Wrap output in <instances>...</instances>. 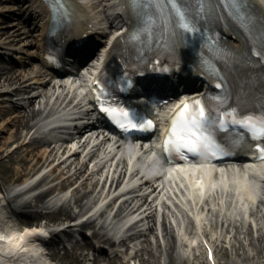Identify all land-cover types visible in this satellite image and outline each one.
Masks as SVG:
<instances>
[{"label":"rangeland","instance_id":"rangeland-1","mask_svg":"<svg viewBox=\"0 0 264 264\" xmlns=\"http://www.w3.org/2000/svg\"><path fill=\"white\" fill-rule=\"evenodd\" d=\"M31 14L32 13H30V10L27 8V4L24 3V0H0V44L4 45V48L0 47V50H2V52H5V56L1 57L0 59V66H5L3 67L4 71L10 65H13L15 73L22 72L23 74L22 81L16 84L0 82V191L6 192L7 196L12 195V193L9 194L8 191H10V186L13 181L16 182L28 179L27 177L33 170H38L46 163L51 161L53 157H57L60 148H62L60 151L61 153L63 149L68 150L70 146L67 144L68 140L60 141V143L58 141H52V144L57 146L55 147L56 151L53 150L51 153H47L46 151H44V149L47 148L48 145L41 141L42 139L39 140L40 137H38L36 134L27 135L25 133L26 129H28L30 125L29 123L27 125L24 124L28 117L26 120L17 119L16 121L14 119V113L5 112L11 106L14 111L21 110L26 112L29 108V105L27 106L28 101L26 96L30 94L26 91H22L19 93H10L9 90L14 86L30 89V93L36 96L32 103L33 107L38 108L39 106H41L44 111L47 110L49 112L54 106L58 105L55 104L54 101L58 94L61 93L60 89H57L55 91L56 87H52V81L49 80L48 76H44L43 74L42 76L38 75L36 73V70L40 69L39 63L36 61V58H29L26 55V52L33 53L32 43L37 40L38 35V28L35 25L36 19L30 18ZM11 38H13V40H11ZM8 41H10V44H6ZM12 48H15L16 51H13ZM8 54H17L19 58L17 59V61H13V59H11ZM37 84L41 85L37 86ZM26 85L31 86L26 87ZM32 86H35V88H31ZM62 94L64 95L65 93L63 92ZM20 104H24V106ZM18 126H21L22 128H18ZM11 138H14V140H9ZM7 140L8 142H6ZM87 156L88 154L81 155L80 152L70 153L67 160V164L70 165L68 167H64L65 165L63 164L54 166L53 168L48 170V172L46 173L48 175L46 176L45 180L42 181V184L46 185L47 183L55 179V175L56 177L62 178L65 176L63 180H60L58 184H55L52 188L54 189L62 186V189L64 190L60 189L61 193H59L58 197H64L62 201L66 202V206L64 205L65 207L60 206L59 208H57L58 203L54 199L44 202V197V199L42 198V202L33 201V203H29L27 208L25 207V209L50 210L49 215L44 219H48L51 221L56 220V218L63 219V217H70V213L82 215L83 213L79 211L80 207H83L85 209L88 208L94 200L96 201L98 198L102 197V195L107 191V187H105L103 194L102 190L101 192H99V190L101 189L100 185L104 181V178H109L108 181L110 183L112 177L125 168L123 164L124 162L114 161L111 163L110 158H105L98 162L97 159L92 157L87 161V164L85 165L83 164V161L87 160ZM127 167L128 174L125 178L126 180L128 179L131 171L133 172V174L135 172V169L131 168V165H127ZM47 180H49V182L46 183ZM97 180L100 181L97 184L99 186H96L95 190L93 191ZM74 183H79V186L76 187V189L69 187V185H73ZM171 185L172 187L169 186L170 189L169 191H166V195L164 196L169 205H164V202H161V206L162 208H164L165 212L164 214L162 212V218L158 220V222H155V230H153L152 232L146 230L145 234L137 236V238L140 240L142 248L138 256L140 261L137 258L135 260V264H167L169 261L168 252L170 251V243L166 239L168 235L165 229H163L162 227L163 224L161 220L165 216L166 224L173 230L174 234H176L175 231L177 232L179 229V219L183 218L184 220L186 219V222H188L187 214L179 205V202H181V192L186 188V185L183 183H178L177 181L171 182ZM50 191L52 190H49L47 192L45 191L46 195ZM135 192L130 193V196H134L133 198H135ZM37 193H39V191H36L35 193H29L27 197L32 194L36 195ZM221 195L222 192H220L219 190H216L213 195L214 201H212L213 203L211 205H214V210L217 209V201L220 199ZM81 196L83 198L82 204L81 206H76L75 208L76 203L74 202V200ZM224 198L226 200L228 196H225ZM19 201L20 200L13 198L10 201V205L14 209L17 208L15 209V211H12V208H10L8 201L0 204V212L2 217L1 219L2 221H4L3 223L6 222L5 220H8V218H10L11 222L15 223L18 227H22L25 223L33 221L31 217L32 215L24 214L25 209L24 207L19 206ZM121 202L119 201V203ZM133 202L129 205V207L134 204ZM44 203H46V207L42 208V205H44ZM128 212L129 210L125 211V213ZM42 214L35 215V219L43 220V218H41ZM251 220L253 222V224L251 225L249 224L248 219L244 224L238 223L239 226H242V228L237 234V239L243 241V244L247 249V253L241 249L240 255H237L236 253L232 252V249H230L228 257L231 259L232 264L234 261L237 264H264L263 259H260L263 257H257L260 250L264 249V204L255 208V215L253 214L251 216ZM206 221H208V224H211V222L214 221V214L210 213ZM147 223L153 224V222L150 220V217L144 216L139 222V225L144 226L142 224L146 225ZM190 227L191 226L188 225L189 229ZM247 227L251 229V236L246 231ZM186 232L188 233L189 231L187 230ZM144 235L149 240H145L146 237ZM258 236H261L263 238L261 242L259 241ZM183 238H187V236L183 235ZM237 239L233 237L232 242ZM93 240H96V238H94ZM83 241V248H87L89 246H87L86 242L92 243V237H85ZM156 242L159 243L158 248ZM80 251H82V249H79V252ZM150 251H152L153 255L150 254ZM79 252L78 250H74V252H71L69 250H67L66 252L58 250L55 253V263H79ZM100 253L101 252H99L95 264H124L122 258L124 259L125 257L108 256L104 254V258L102 255H100ZM250 257L253 258L251 259ZM246 259L250 260L246 261ZM187 263L188 259L186 261H183V263L181 264Z\"/></svg>","mask_w":264,"mask_h":264},{"label":"snow or ice","instance_id":"snow-or-ice-1","mask_svg":"<svg viewBox=\"0 0 264 264\" xmlns=\"http://www.w3.org/2000/svg\"><path fill=\"white\" fill-rule=\"evenodd\" d=\"M54 11L59 7L57 0H52ZM129 7H135L139 10L150 9L153 15L148 16V22H152L159 17H163L165 21L169 18L173 21L176 33L181 40L185 36H195L199 32L198 22L211 20L213 15H219L220 11L234 16L242 22V26H246L249 36V49L245 54H241L231 48H224L214 39L215 33L208 38L209 43L213 47L222 50L225 62H236L237 57L242 61L258 62L264 65V28H255V12L256 5L252 0H155L148 3L147 0H131ZM137 35H133V39H137ZM255 41V43H253ZM207 52L208 49L205 48ZM100 91L97 92V100L103 112L108 113L111 118L122 128H139L144 129L153 126V121L143 115L136 109L129 106H111L105 103L102 96L106 92L105 85L97 81ZM152 88L162 92H169L179 88L171 79H162L151 85ZM218 87H224L223 82ZM218 101L225 98L217 97ZM182 106L172 117L171 127L165 141L166 149L172 151H188L200 153L201 149H207L213 155L219 151H223L219 137L215 136V132L227 131L229 119L232 123L244 125L251 130L253 138L260 139V143L256 147L261 153H264V112L254 113L252 111H243L239 108H233L227 116L221 117L216 114L215 110L210 108L204 97H197L192 100L185 99L181 102ZM223 120V123L221 121Z\"/></svg>","mask_w":264,"mask_h":264},{"label":"bare ground","instance_id":"bare-ground-1","mask_svg":"<svg viewBox=\"0 0 264 264\" xmlns=\"http://www.w3.org/2000/svg\"><path fill=\"white\" fill-rule=\"evenodd\" d=\"M86 1V0H85ZM92 1L94 0H89L87 1V8L88 11L90 13L91 18L95 19V9H94V4L92 3ZM100 2V0H96L95 4L98 5ZM91 4V5H90ZM32 6V7H30ZM30 6H28L29 10L32 11V9L36 10V12H38V10H43L44 11V6L42 5L41 9L38 6V3L36 0H31V4ZM112 10H114V7H112ZM3 67L0 66V82L1 83H12V84H16L20 81H22L23 79V74L22 72L19 73H15L14 69L11 67L7 68L6 70L3 71ZM3 81V82H2ZM27 86H31V85H26ZM34 86H32L31 88H33ZM35 88V87H34ZM10 92H15V93H19L22 91H26L28 92L30 95H28L27 97V101L29 105V108L27 109L26 112L21 111V110H16L14 111L12 109V106L9 107L8 110H6L5 112H11L14 113V119L17 121V119H24L26 120L27 117L28 119L24 122L25 125H27L30 122V119H32L35 115H37L40 112V107L36 108L33 107V100L35 99L36 96H34L33 94L30 93V89L29 88H20L18 86H14L12 87L10 90ZM85 96V95H84ZM57 100V97L55 99V102ZM22 105V104H20ZM14 106V105H13ZM18 112V113H17ZM13 119V118H12ZM59 123V126L63 127L64 121H62V119H59L57 121ZM35 123H33L34 125ZM21 126H18V128H20ZM22 128V127H21ZM81 129V128H80ZM64 131V129L62 130ZM62 131H57L58 133H61ZM62 134V133H61ZM99 134V133H98ZM103 134V133H102ZM103 136V135H102ZM105 136V135H104ZM107 139H109L108 136H106ZM106 138L104 137L103 139H101L99 141V146H102L103 143L106 141ZM97 139V138H96ZM9 140H14V138H11ZM95 141V138H93V142ZM8 142V140L6 141ZM98 144H96L93 148V150H95L96 148L99 147ZM48 150V149H46ZM51 150V149H50ZM49 150V151H50ZM93 153V151H92ZM151 154V152H150ZM65 159H60L58 163L60 162H64ZM85 164V163H83ZM176 167L173 165H169L166 169L167 174H169L171 177L174 176L171 173V170L175 169ZM178 169L180 170V173L177 172V174H180L184 177V179H186V181H188L190 187L189 189H191L192 192L196 193L199 195L200 191L202 190V188H204V185H206L207 181L211 182V179H213V175L219 178H222L223 176L221 175V173L219 171H214L213 166L211 165H203V164H197V165H190V164H178ZM244 169V168H243ZM242 169V170H243ZM249 169H254V171L257 172L256 175L249 174L248 177L246 176V173H244L243 176H239L236 178V186H239V188H243V193L240 196V198L242 197L243 200L240 202V206L242 207V204L247 203L248 202V198L250 200H253L255 197V194L257 191H259L258 186L260 187V178L264 177V161L259 162V163H254L253 164V168L250 167ZM175 171H178L175 169ZM126 170H124V174H125ZM248 172V171H247ZM123 174V170H121L118 175L116 176V185L115 188L120 184L121 180L124 177ZM163 174V173H162ZM219 174V175H218ZM48 174H43L42 175V180H45L46 176ZM122 176V177H121ZM122 178L121 180L119 178ZM215 179H213L214 181ZM40 181V182H41ZM115 181V180H114ZM138 180H135V183ZM26 180H24L22 183H18V184H14L11 189L13 190V194L10 196L6 195V192H2L0 191V204H2L5 201H8L9 205H10V201L11 199H17V200H21L19 201V206H22L27 208L29 203H33V201L36 202H42V198L46 195V192L48 191L47 189L44 190V192L39 193L38 195L35 196H29V197H24L28 192H27V186H25ZM144 185H146L147 180H144ZM158 183V181H156L155 179L153 180V183ZM264 183V181H262ZM134 183V182H133ZM112 184H113V180H112ZM161 184V188H164V184H162V181L159 183ZM19 185V186H18ZM110 185V184H109ZM151 185V184H150ZM18 186V187H17ZM29 186V185H28ZM142 184H137V189H132V190H126L124 193H131V192H135V191H140L142 189ZM126 185H124V187L122 189H125ZM165 188H167V186H165ZM26 189V190H25ZM103 188H101L99 190V192H101ZM153 189V188H152ZM95 190V188H94ZM93 190V191H94ZM46 191V192H45ZM109 192V190H108ZM143 192V190L141 191ZM8 193L10 194L11 191H8ZM108 194V193H107ZM123 194V193H122ZM147 195L148 193H143L140 194V196H136L135 198L133 197H129V199L124 198V200H122L120 207L123 210H131L133 207H135L133 210H131L133 213L135 210L140 209L141 205H144L145 202H147ZM116 198L119 197H113L111 199V204L113 202H115ZM133 198V199H132ZM239 198V200H240ZM140 200H142L140 202ZM153 199L151 198V201ZM134 201V202H133ZM150 201V200H149ZM149 201L147 202L148 205H150ZM134 203L132 206L129 207V205L131 203ZM75 203L78 206H81V201L80 200H75ZM109 203V204H110ZM66 206V202H62L60 204V206L65 207ZM33 206V205H32ZM45 205H42V208H45ZM148 207V206H146ZM10 208H12V211H15V209L17 208H13L10 205ZM68 209V207H67ZM99 209V208H98ZM147 210V209H145ZM155 210V209H154ZM151 211V213H149V217L150 220L153 222L155 220V214L153 213V211ZM1 211V210H0ZM80 212L84 211L83 207L79 208ZM131 212V213H132ZM155 212V211H154ZM33 214L34 216H31L32 219L35 220V215H37V211L36 210H27L25 209L24 214ZM132 213V214H133ZM118 213H115L114 216H116ZM138 215L140 214L139 212L137 213ZM102 214H100L101 216ZM1 212H0V264H55L54 261L56 260L52 255H55L54 251H51L50 254H48V252H45V245L42 243V235H46V236H51V235H56L58 234V230L59 228L57 226H55L54 228H50V224L46 223L45 220L40 219L39 221H32V222H28L25 223L24 226L22 227H18L15 223L11 222L10 218H8V220H5L6 222L3 223L4 221H2L1 219ZM44 219V218H43ZM142 218H139L137 220H135L132 225H135L137 223H139L141 221ZM199 219V218H197ZM42 220V221H41ZM93 221V220H92ZM91 222V221H89ZM148 226V230L150 232H152L151 228L154 227L155 225V221L154 223L150 226L149 224H147ZM70 227V226H68ZM66 227V228H68ZM165 231L168 235L169 238H171L170 240V248L173 250L175 247V242H176V237L175 234L173 232H171V230H169L167 227H165ZM55 232V233H53ZM249 234L251 235L250 231H248ZM141 234H145V232L140 233ZM145 236V235H144ZM185 236H189L187 232H185ZM96 239L100 240L99 236H95ZM146 237V236H145ZM157 238V236H156ZM259 241L261 242L263 240V238L261 236L258 237ZM145 240H149L147 239V237L145 238ZM194 241H196L194 239ZM47 244V242H46ZM87 246H92L91 242H86ZM157 248L159 246V243L156 242ZM51 246L53 248H57L58 247V243L54 245L51 244ZM233 247V251L236 254H240L241 249L244 250V252L247 253V249L245 247V245L243 244V242L241 240H239V245H237L235 242L232 244ZM104 250H102L101 253ZM224 253V252H223ZM263 251L260 250V252L258 253V256H260V254H262ZM81 255L85 254V253H80ZM150 254L153 255L152 251H150ZM135 255L137 256V254L135 253ZM169 257L171 258L172 261V253L169 255ZM86 258V256L84 257V259ZM252 259V257H250ZM250 259H246V261H249ZM170 264V262H169Z\"/></svg>","mask_w":264,"mask_h":264}]
</instances>
